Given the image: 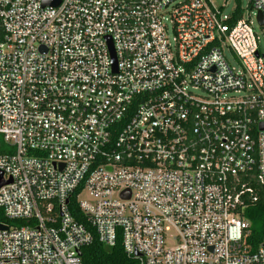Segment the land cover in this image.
Masks as SVG:
<instances>
[{
	"label": "built area",
	"instance_id": "2783aa9c",
	"mask_svg": "<svg viewBox=\"0 0 264 264\" xmlns=\"http://www.w3.org/2000/svg\"><path fill=\"white\" fill-rule=\"evenodd\" d=\"M44 1L0 0V264H264V0Z\"/></svg>",
	"mask_w": 264,
	"mask_h": 264
},
{
	"label": "trees",
	"instance_id": "16d2710c",
	"mask_svg": "<svg viewBox=\"0 0 264 264\" xmlns=\"http://www.w3.org/2000/svg\"><path fill=\"white\" fill-rule=\"evenodd\" d=\"M0 37L2 29L0 28ZM3 150V145L0 147ZM75 195L69 201L71 214L79 221H84V216L78 210L75 203ZM244 217L249 223L250 238L248 242L254 250L264 238V202L262 196L244 210ZM2 221V219L0 218ZM23 223V221H18ZM80 259L82 264H138L136 259L127 257L118 239L114 246L105 247L94 239L90 244L81 248Z\"/></svg>",
	"mask_w": 264,
	"mask_h": 264
},
{
	"label": "rangeland",
	"instance_id": "374dc122",
	"mask_svg": "<svg viewBox=\"0 0 264 264\" xmlns=\"http://www.w3.org/2000/svg\"><path fill=\"white\" fill-rule=\"evenodd\" d=\"M237 0H211V3L217 7V6H224L223 7V12L224 13H228L230 11V9L236 5V4H240L241 7H244V5L246 4V2L244 0H241V2L237 3ZM256 31L259 33V35L261 36V48L264 50V41L262 38V34L260 33V29L256 28ZM225 54L227 55L229 61L232 63V65L236 66V60L232 57V55L230 54V52H228L227 50H225Z\"/></svg>",
	"mask_w": 264,
	"mask_h": 264
},
{
	"label": "water",
	"instance_id": "95a60500",
	"mask_svg": "<svg viewBox=\"0 0 264 264\" xmlns=\"http://www.w3.org/2000/svg\"><path fill=\"white\" fill-rule=\"evenodd\" d=\"M59 0H45L44 1V4H57ZM259 17H260V14H259ZM111 47V45H110ZM113 60V59H112ZM7 181H4L2 178H1V173H0V186L3 185L4 183H6ZM2 228H5L4 226L0 225V229Z\"/></svg>",
	"mask_w": 264,
	"mask_h": 264
}]
</instances>
